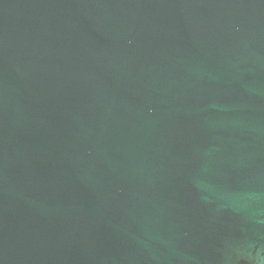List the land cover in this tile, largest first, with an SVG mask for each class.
I'll list each match as a JSON object with an SVG mask.
<instances>
[{"label":"water","instance_id":"water-1","mask_svg":"<svg viewBox=\"0 0 264 264\" xmlns=\"http://www.w3.org/2000/svg\"><path fill=\"white\" fill-rule=\"evenodd\" d=\"M0 264H264V0H0Z\"/></svg>","mask_w":264,"mask_h":264}]
</instances>
